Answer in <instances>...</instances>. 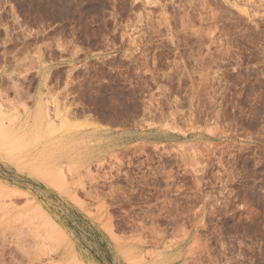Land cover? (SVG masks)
Returning <instances> with one entry per match:
<instances>
[{
    "label": "rangeland",
    "instance_id": "1",
    "mask_svg": "<svg viewBox=\"0 0 264 264\" xmlns=\"http://www.w3.org/2000/svg\"><path fill=\"white\" fill-rule=\"evenodd\" d=\"M0 264H264V0H0Z\"/></svg>",
    "mask_w": 264,
    "mask_h": 264
},
{
    "label": "bare ground",
    "instance_id": "2",
    "mask_svg": "<svg viewBox=\"0 0 264 264\" xmlns=\"http://www.w3.org/2000/svg\"><path fill=\"white\" fill-rule=\"evenodd\" d=\"M51 124H53V123L51 122ZM47 182H48V181H47ZM7 201H8V200H7ZM11 204H12V203H11ZM9 205H10V204L7 205L8 208H9ZM11 206H12V205H11ZM52 219H53V218H52ZM54 221H55V220H54Z\"/></svg>",
    "mask_w": 264,
    "mask_h": 264
}]
</instances>
